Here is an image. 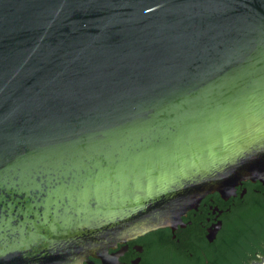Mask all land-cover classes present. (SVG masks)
Instances as JSON below:
<instances>
[{
    "label": "water",
    "instance_id": "water-1",
    "mask_svg": "<svg viewBox=\"0 0 264 264\" xmlns=\"http://www.w3.org/2000/svg\"><path fill=\"white\" fill-rule=\"evenodd\" d=\"M247 179L264 0H0V264H115Z\"/></svg>",
    "mask_w": 264,
    "mask_h": 264
},
{
    "label": "flooded vegetation",
    "instance_id": "flooded-vegetation-1",
    "mask_svg": "<svg viewBox=\"0 0 264 264\" xmlns=\"http://www.w3.org/2000/svg\"><path fill=\"white\" fill-rule=\"evenodd\" d=\"M153 232L151 250L144 248V235L109 249L118 253L115 264H264V180L247 179L232 191L207 194L181 224Z\"/></svg>",
    "mask_w": 264,
    "mask_h": 264
},
{
    "label": "trees",
    "instance_id": "trees-1",
    "mask_svg": "<svg viewBox=\"0 0 264 264\" xmlns=\"http://www.w3.org/2000/svg\"><path fill=\"white\" fill-rule=\"evenodd\" d=\"M153 233H154L153 231L148 232V233H146V235H144V237L141 238L142 243L144 244V248L146 250H151V249L155 248V246L153 244V238L151 239V234H153ZM161 247H163L162 244H161Z\"/></svg>",
    "mask_w": 264,
    "mask_h": 264
}]
</instances>
